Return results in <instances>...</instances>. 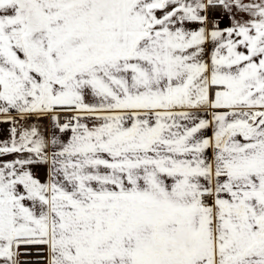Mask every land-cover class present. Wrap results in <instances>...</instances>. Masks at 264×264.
Segmentation results:
<instances>
[{
  "label": "snow or ice",
  "instance_id": "1",
  "mask_svg": "<svg viewBox=\"0 0 264 264\" xmlns=\"http://www.w3.org/2000/svg\"><path fill=\"white\" fill-rule=\"evenodd\" d=\"M0 264H264V0H0Z\"/></svg>",
  "mask_w": 264,
  "mask_h": 264
}]
</instances>
